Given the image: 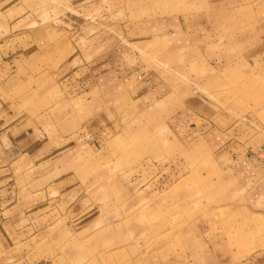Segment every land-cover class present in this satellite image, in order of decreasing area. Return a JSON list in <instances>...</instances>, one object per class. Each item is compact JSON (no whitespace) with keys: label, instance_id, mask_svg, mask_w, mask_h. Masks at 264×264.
<instances>
[{"label":"crops","instance_id":"1","mask_svg":"<svg viewBox=\"0 0 264 264\" xmlns=\"http://www.w3.org/2000/svg\"><path fill=\"white\" fill-rule=\"evenodd\" d=\"M73 1L71 9L48 24L28 29L32 25L26 24L30 16L23 5L0 0V82L5 86L0 94L5 98L0 100V172L12 175L20 165L32 174L39 171L26 213L0 211L2 232L10 225L11 236L27 234L41 241L44 251L67 228L78 234L92 227L100 213L71 212L83 184L69 178L73 158L69 163L68 154H81L90 143L93 150L107 145L114 154L117 146L124 157H135L137 152L129 150L133 131L122 127L152 109L169 123L168 133L178 143L192 146L193 152L202 147L227 162L242 205L205 212L196 240L183 234L168 254L153 250L137 256L143 264H264V126L244 136V126L221 109L223 101L216 95L224 85L215 80L234 64L264 75V0H204L202 12L184 21L173 18L171 27L155 21L139 23V29L103 20L105 12L85 7L86 0ZM129 43L141 51L155 48L163 60L141 70V59L128 58L133 55ZM185 52L187 58L181 59ZM181 64L190 74L204 70L205 78L181 83ZM123 167L130 170L125 175L130 183L138 179L137 165ZM239 213L254 218H239L237 225L228 221L229 214ZM25 264L64 263L43 254ZM107 264L115 262L109 258Z\"/></svg>","mask_w":264,"mask_h":264},{"label":"rangeland","instance_id":"2","mask_svg":"<svg viewBox=\"0 0 264 264\" xmlns=\"http://www.w3.org/2000/svg\"><path fill=\"white\" fill-rule=\"evenodd\" d=\"M13 1L19 2L29 12L26 24L32 26L28 29L33 25L41 27L48 24L66 8L71 9L74 2ZM86 4L85 7L94 11H104L103 20L130 23L132 29H139V23L154 24L155 21L171 27L173 18L184 21L186 17L202 12L204 0H86ZM136 37L140 38L139 35ZM126 47L133 53L128 58L133 61L141 59L140 64L144 67L141 70L155 68V63L163 60L156 56L155 48L141 51L130 43ZM141 54L143 60L137 58L139 56L134 57ZM187 56L186 52L180 54L181 59ZM137 65L139 67V63ZM213 66L218 68L219 62ZM236 66L241 67L238 69ZM188 71V67L181 64V83H187L189 77L196 76L195 82L205 78L202 69L192 74ZM216 76L215 80L219 82L222 79L224 85L222 94L217 90L216 95L219 103L221 99L223 101L220 107L233 115L237 124L244 126V136L248 129L264 126V75H253L250 67L234 64L221 76L218 73ZM4 87L0 82V94ZM2 99L5 98L0 97ZM155 112L147 109L139 119L122 127L133 131L132 144L128 148L137 152L135 157H124L117 146L114 154L107 152V145L102 150H93L90 143L83 145L81 154H68L69 163L73 158V167L67 170L68 176L83 184L78 198L80 202L72 203L71 212L96 211L100 213L98 222L78 234L67 228L64 236L44 251L39 247L41 241L29 239L27 234L11 236L7 231H11L10 225L5 224L3 230L6 233L0 227V264H25L43 254L55 256L64 264H107L109 258L115 264H143L142 256H137L140 251L160 250L168 254L178 247L183 234L195 239L198 222L205 212L241 206V190L234 183L227 162L219 154L209 153L202 147L193 152L192 146L178 143L168 133L169 123L162 120L161 114L155 116ZM157 116L158 121L155 120ZM134 164L140 168H135L139 177L130 183L125 176L130 170L123 166ZM18 167L13 169L12 175L0 172V211L5 213L26 211L25 202L38 188L33 181L39 171L32 174L23 171L24 166ZM50 192L54 198V187ZM71 198L68 197V202ZM65 206L66 203L59 205L63 211ZM239 218L252 220L254 217L249 213L228 215V221L236 225ZM13 219L17 221V217Z\"/></svg>","mask_w":264,"mask_h":264}]
</instances>
